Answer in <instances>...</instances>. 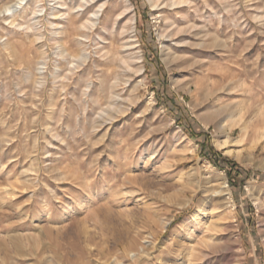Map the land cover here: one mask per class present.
<instances>
[{
    "label": "rangeland",
    "instance_id": "1",
    "mask_svg": "<svg viewBox=\"0 0 264 264\" xmlns=\"http://www.w3.org/2000/svg\"><path fill=\"white\" fill-rule=\"evenodd\" d=\"M15 1L0 0V12ZM127 1L141 56L138 74L96 53L101 46L122 57L117 35L98 27L83 40L84 18L64 21L69 12L63 8L58 17L65 16L49 18L64 26L70 55L79 53L77 40L84 41L91 80L100 73L108 87L117 74L124 112L95 131L89 126L97 109L89 103L81 116L72 101L74 80L64 112L59 91L49 90L53 45L46 13L42 41L23 30L30 8L48 9L47 0H31L10 20L0 15V43L10 47H0V264H264V115L258 114L264 112V0H180V7L157 11L147 0ZM105 23L109 29L111 19ZM41 44L49 62L46 85L36 92ZM163 47L178 60L170 69ZM22 71L31 73L28 83ZM97 98L105 108L107 98ZM229 105L250 128L240 142V129H233L226 155L195 113ZM185 115L203 132L198 138L185 130ZM177 131L184 140L175 138ZM222 182L230 211L217 194ZM199 207L205 214L195 220Z\"/></svg>",
    "mask_w": 264,
    "mask_h": 264
},
{
    "label": "bare ground",
    "instance_id": "2",
    "mask_svg": "<svg viewBox=\"0 0 264 264\" xmlns=\"http://www.w3.org/2000/svg\"><path fill=\"white\" fill-rule=\"evenodd\" d=\"M147 1L150 7L155 11H157L161 5H164L167 8H172L176 6L180 7V5L182 6V4L184 3L180 0ZM29 2H31V0H16L14 4L6 6L0 12V15L7 14L6 18L7 20H10L14 15L21 12H26L25 5H29ZM68 4L70 5L68 6L67 4H65L63 0H47L48 9L42 8L41 5L33 6L32 8H30L31 10H29L28 13L29 23L23 30H31L36 37L35 40L37 42L42 41V34L40 33L39 25L42 15L46 13L47 29L49 31L47 40L53 45V61L50 62V84L52 85V88L49 90L59 91L60 95L63 97V100H61V112H64V106L68 103L67 99L65 98V94L68 87L70 86V82L74 80L75 86L73 90L75 91V94L72 95V101L80 108L79 110H81V116L84 117L87 114L89 103H91L97 109L96 112H92V115H95V117L91 120L89 126L92 131H95L96 125L111 123L115 118H117L119 114H122L124 112L123 111L121 113V101L118 100L117 94L115 93V88L117 87V74L114 76L113 82L108 87H105L100 73L95 76V82L91 80L87 73L88 68H86V63L90 60V56L86 53L84 41L77 40L79 53L76 56L70 55L69 52H67L62 39L65 30L64 26L59 23H55L54 21L51 22L49 18L59 20L60 17L65 16L63 13L58 17V14L60 13L59 8H63L64 11L69 12L66 14L67 16L65 17L64 21H67V17L70 15L79 19L84 18V21L78 27V31L81 33L80 36L83 40H87L90 32L98 27H100V31H102L103 33H107L109 31L111 34L117 35L121 41L120 49L122 50L120 51V53L123 55L122 57H117V54L111 57V55H109V53L104 48H101V46L96 48V53L99 54V58L104 59L105 62H107L108 60L114 62L116 67L118 66L120 69H122L123 72L138 74L142 70V67L140 66V51L138 50L137 41L134 35V19L133 16H131L132 12L127 0H68ZM106 5L109 6V12L104 13ZM112 10H114V13L109 17V14ZM213 15L214 14H212V16ZM109 18L111 19V23L108 26L109 29H107V24L105 22ZM168 26L170 25L167 24V27ZM171 32H167L162 37L165 39L168 38L169 36H171ZM187 33H189V31H185L183 34ZM97 40L99 44L104 43L103 39L99 36H97ZM7 42L5 41L0 43V47L5 51L10 50L9 44ZM43 47L44 45L41 44L40 48ZM162 60L169 69L178 62L175 56L168 52L165 47L162 48ZM48 62L49 60L48 56L46 55V49L43 48L41 50V58L37 62L35 68L36 79L33 80V88L36 90V92L42 91L43 87L46 85V70ZM61 64L64 65L63 69L60 67ZM94 67L96 68V66ZM96 72L98 71L96 70ZM21 76L24 83H28L31 79V73H28V71H22ZM173 85L177 89H183L184 84L179 80H175L173 82ZM16 91L18 93L20 92V89H18L17 87ZM97 95H101L107 98V105L105 108H99L97 106ZM5 96L8 97L9 94L6 93ZM52 114L53 111L50 108L49 114L47 116L48 120L51 119L50 116ZM195 114L204 128H213V131L215 133L214 143L216 147L224 151V154L226 155H231L232 153V151L228 150L227 145L229 144V135L231 134L233 129L236 127L240 129V142L242 141L243 137L247 135L250 128V123L243 121L242 111H234L233 105L219 108V110H212L207 114ZM224 114H226L225 117H227L225 123L222 122ZM258 114L262 116L264 115V112L258 111ZM79 123L80 119H78V124ZM46 131L50 133L51 129L47 128ZM263 132L264 130L260 132V136H262ZM219 135L225 136L226 140L218 141L216 137ZM175 138L181 140L185 139V137L179 131L175 133ZM209 174L210 173L208 172V175ZM248 191L251 194L254 192L251 187ZM217 194L227 198L225 205L227 206L226 208H229L230 211L231 206L228 205L230 194L225 182L219 184V192ZM204 214V209L202 207H199L194 215V219L197 220Z\"/></svg>",
    "mask_w": 264,
    "mask_h": 264
},
{
    "label": "trees",
    "instance_id": "3",
    "mask_svg": "<svg viewBox=\"0 0 264 264\" xmlns=\"http://www.w3.org/2000/svg\"><path fill=\"white\" fill-rule=\"evenodd\" d=\"M181 112H182L183 114H185L186 110H185L184 108H183V109L181 108ZM185 119L187 120V123H186L187 127H186L185 130H186L187 132H189V134H190L192 137L195 136V137L198 138V136H201V135L203 134V132L199 129V127L196 126V125H194V123L191 121V119H190L189 117H187V115H185ZM202 148H204V145H203ZM223 162H224L225 164H227L228 166H230L232 169H235V172H236V170H237V166H236L234 163H231V162L228 161L227 159H224ZM230 175L232 176V174H230ZM231 182L234 183V179L231 178ZM232 187H234V186L232 185Z\"/></svg>",
    "mask_w": 264,
    "mask_h": 264
}]
</instances>
